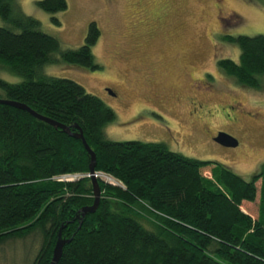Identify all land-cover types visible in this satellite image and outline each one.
<instances>
[{
  "label": "trees",
  "instance_id": "1",
  "mask_svg": "<svg viewBox=\"0 0 264 264\" xmlns=\"http://www.w3.org/2000/svg\"><path fill=\"white\" fill-rule=\"evenodd\" d=\"M36 4L49 12L66 7L65 0ZM0 18V63L21 77L16 83L0 78V98L23 103L70 132L76 125L94 152V172L116 181L97 177V207L77 216L92 201L89 155L80 140L0 103V244L31 235L39 240L33 264H48L60 228L68 240L55 264H264V164L244 179L160 142L107 139L103 128L114 111L79 83L42 71L57 59L99 68L91 53L99 35L95 23H88L81 45L56 58L58 40L12 0H0ZM222 38L239 54L237 61L218 59L217 67L242 86L258 87L264 35ZM64 174L79 177L57 178Z\"/></svg>",
  "mask_w": 264,
  "mask_h": 264
},
{
  "label": "rangeland",
  "instance_id": "2",
  "mask_svg": "<svg viewBox=\"0 0 264 264\" xmlns=\"http://www.w3.org/2000/svg\"><path fill=\"white\" fill-rule=\"evenodd\" d=\"M37 1L12 0L38 21L41 32L58 40L56 58L82 44L90 21L97 26L91 53L99 68L57 59L42 71L79 83L114 111L115 119L103 128L107 139L160 142L184 156L225 165L244 179L264 164V75L258 87H245L216 65L220 58L238 59V46L225 41L224 33L264 35L263 1L65 0V9L54 12L39 8ZM4 24L0 18V26ZM186 77L204 88L199 96L204 108L195 113L191 105L174 101V96L188 94ZM0 78L21 80L2 63ZM103 86L115 92V99ZM215 130L233 137L237 145L208 142V133ZM72 175L70 179L79 177ZM38 246L31 235L8 239L0 244V264H33Z\"/></svg>",
  "mask_w": 264,
  "mask_h": 264
},
{
  "label": "water",
  "instance_id": "3",
  "mask_svg": "<svg viewBox=\"0 0 264 264\" xmlns=\"http://www.w3.org/2000/svg\"><path fill=\"white\" fill-rule=\"evenodd\" d=\"M0 103L8 104V105H11L13 107L25 110L30 115H32L33 117H35L41 121H44V122L50 124L51 126L66 132L68 135L80 140L83 148L85 149V151L89 155L88 175L87 176L89 177L90 182H91L92 201L90 204H86V205H83L80 208H78L77 216L81 217L86 212L94 211L95 208L97 207L99 196H100V188L98 185L97 175H94L95 155H94V152L89 148V146L85 142L79 128H77V126L74 125L73 127L76 129V131L70 132V130L67 126H64V125L57 123L56 121H54L50 118H47L45 116H42V115L34 112L33 110H31L28 106H26L23 103L10 101V100H6V99H1V98H0ZM213 139L215 142H217L221 146L233 147V146H236V144H237V141L233 137H231L230 135L226 134L223 131H218L216 133V135L213 137ZM67 240H68V238H64L61 236L60 228H59L57 231L56 239H55L53 247H52L51 257H50L48 264H55L57 258L60 255L61 247H62L63 243L66 242Z\"/></svg>",
  "mask_w": 264,
  "mask_h": 264
},
{
  "label": "flooded vegetation",
  "instance_id": "4",
  "mask_svg": "<svg viewBox=\"0 0 264 264\" xmlns=\"http://www.w3.org/2000/svg\"><path fill=\"white\" fill-rule=\"evenodd\" d=\"M216 19H217L218 22H220V18L219 17L217 18V16H216ZM157 22H158V20L153 22V24H156ZM224 35H225V33H224ZM226 35L230 36V34H226ZM141 76L142 75H140V77ZM187 80L189 81V83H187L185 86L188 88V92H187L188 94L184 95V96H181V97L176 95V96H174V101H175V103H178V104L183 103V105H185V104L186 105H191L192 108H193V112L195 113L197 110H201V109L204 108V104L202 103V99L199 98L200 95H204L203 94L204 93L203 92L204 88L201 86V84L198 82V80L197 81L196 80L193 81L190 78H187ZM102 90L103 91H107L110 94L109 96H111L113 99H115V92L111 91V89L109 87L103 86ZM199 91H201L200 94H197V92H199ZM161 101L165 102V100H161ZM189 115H191V113H189ZM195 118H200V116L195 115ZM204 130H206V129L204 128ZM218 131H221V130H215L214 133H208V142L212 141L215 144H218L213 139V137L216 135V133Z\"/></svg>",
  "mask_w": 264,
  "mask_h": 264
},
{
  "label": "built area",
  "instance_id": "5",
  "mask_svg": "<svg viewBox=\"0 0 264 264\" xmlns=\"http://www.w3.org/2000/svg\"><path fill=\"white\" fill-rule=\"evenodd\" d=\"M85 175H88V173L87 174H85ZM94 175H97V177H107V178H109L111 181L112 180H114L110 175H104V176H101V175H103L102 173H98V172H94ZM70 176H74V175H70V174H64V175H59V176H57V178L58 179H65V180H69L71 177ZM105 180V179H104ZM115 181V180H114Z\"/></svg>",
  "mask_w": 264,
  "mask_h": 264
}]
</instances>
